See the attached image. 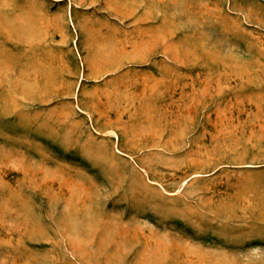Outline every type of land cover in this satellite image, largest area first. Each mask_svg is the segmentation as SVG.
Returning a JSON list of instances; mask_svg holds the SVG:
<instances>
[{
    "label": "rangeland",
    "instance_id": "374dc122",
    "mask_svg": "<svg viewBox=\"0 0 264 264\" xmlns=\"http://www.w3.org/2000/svg\"><path fill=\"white\" fill-rule=\"evenodd\" d=\"M0 264H264V0H0Z\"/></svg>",
    "mask_w": 264,
    "mask_h": 264
}]
</instances>
